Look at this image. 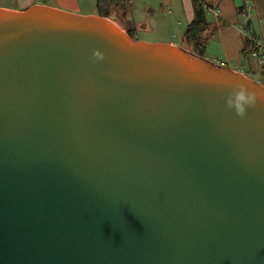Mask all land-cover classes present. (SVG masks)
<instances>
[{
    "label": "water",
    "instance_id": "1",
    "mask_svg": "<svg viewBox=\"0 0 264 264\" xmlns=\"http://www.w3.org/2000/svg\"><path fill=\"white\" fill-rule=\"evenodd\" d=\"M0 264H264V85L97 14L0 8Z\"/></svg>",
    "mask_w": 264,
    "mask_h": 264
},
{
    "label": "crops",
    "instance_id": "2",
    "mask_svg": "<svg viewBox=\"0 0 264 264\" xmlns=\"http://www.w3.org/2000/svg\"><path fill=\"white\" fill-rule=\"evenodd\" d=\"M206 16L215 27L213 35L207 41L203 57L212 63L227 67L252 79L260 76V67L253 52L242 53L244 33L248 30L252 35L264 42V0H250L244 13H238L236 7L241 0H209ZM132 8L123 19V29L128 25L136 34L137 29H147V22L138 25L130 14L139 12L147 15L151 27L157 31L156 40L169 43L193 52L192 46L185 40L184 31L193 17L191 0H131ZM32 5H45L78 14H96L94 0H0V8L23 11ZM148 7L143 13V7ZM144 11V10H143ZM225 24L222 25L221 23ZM247 24L248 27H245ZM127 25V26H126ZM248 38V37H247Z\"/></svg>",
    "mask_w": 264,
    "mask_h": 264
},
{
    "label": "trees",
    "instance_id": "3",
    "mask_svg": "<svg viewBox=\"0 0 264 264\" xmlns=\"http://www.w3.org/2000/svg\"><path fill=\"white\" fill-rule=\"evenodd\" d=\"M250 0H241V5L236 7L238 13H244L247 8V2ZM193 17L187 24L184 31L185 40L192 46L193 53L203 56L206 50V44L211 35L215 31V27L211 21L207 19V9L211 7L209 0H191ZM96 14L108 17L112 10L118 12L119 16L125 17L128 11L132 8L131 0H94ZM222 25L225 23L222 22ZM245 27H248L247 24ZM127 34L134 38V32L127 27ZM253 43L247 37H244V48L242 53L252 52Z\"/></svg>",
    "mask_w": 264,
    "mask_h": 264
},
{
    "label": "clouds",
    "instance_id": "4",
    "mask_svg": "<svg viewBox=\"0 0 264 264\" xmlns=\"http://www.w3.org/2000/svg\"><path fill=\"white\" fill-rule=\"evenodd\" d=\"M224 102L228 109L243 117L247 109L257 103V96L243 86H238L225 97Z\"/></svg>",
    "mask_w": 264,
    "mask_h": 264
},
{
    "label": "rangeland",
    "instance_id": "5",
    "mask_svg": "<svg viewBox=\"0 0 264 264\" xmlns=\"http://www.w3.org/2000/svg\"><path fill=\"white\" fill-rule=\"evenodd\" d=\"M144 0H139L140 3H142ZM242 2H240L241 4ZM144 10V11H143ZM142 12L146 13V11L148 10V7H143ZM131 18H134L137 20L138 25L140 26L141 24H144L145 22H147V29H145L144 31H142L140 28L137 29L136 34L134 35V39L136 40H140V41H144V42H149V43H154L153 41H145L142 39H137V38H144L147 40H156L158 38L157 36V31L155 30V28L151 27L150 23L148 24V21L150 20V18L147 17L146 14H144L143 16H140L139 12H135L133 14H130ZM109 20L111 19V21L118 27L123 29V19L121 16H119L118 12L115 10L111 11V14L107 17ZM127 26V25H126ZM129 27V25H128ZM124 31H126L124 29Z\"/></svg>",
    "mask_w": 264,
    "mask_h": 264
},
{
    "label": "built area",
    "instance_id": "6",
    "mask_svg": "<svg viewBox=\"0 0 264 264\" xmlns=\"http://www.w3.org/2000/svg\"><path fill=\"white\" fill-rule=\"evenodd\" d=\"M244 33L253 43L252 52L256 57V60L260 67V76L256 80L264 85V42L260 41L258 38L252 35L248 30H245Z\"/></svg>",
    "mask_w": 264,
    "mask_h": 264
}]
</instances>
